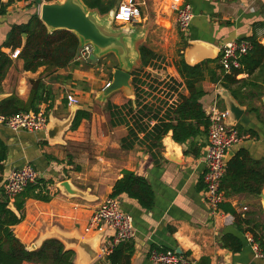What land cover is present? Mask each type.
<instances>
[{"label":"crops","instance_id":"0c3cea01","mask_svg":"<svg viewBox=\"0 0 264 264\" xmlns=\"http://www.w3.org/2000/svg\"><path fill=\"white\" fill-rule=\"evenodd\" d=\"M183 1L191 4L194 12V19L185 37L184 50L192 42L201 41L214 45L220 51L228 42L249 41L251 38L264 46V0ZM169 3V0H161L158 7L165 20H171L177 30L175 13L170 9ZM34 11V5L28 2H13L7 8V14L0 15V47L7 40L13 26L25 24ZM146 18L147 16L143 17L144 22ZM2 51L10 54L11 49L2 48ZM183 57L185 59L184 54ZM102 58L103 61L106 60ZM101 59L98 61H102ZM23 67L24 62L21 59L13 60L3 82L0 96L4 99L16 95L22 102L27 103L32 90L31 82L42 79L50 88L53 97L52 105L49 103L40 106L46 108L49 116L60 121L69 118L73 106L68 105L67 93H74L79 98V110L92 114L91 120L83 121L77 130L72 131L71 127L66 129L61 141L57 143L50 141L48 129L40 132H13L0 125V138L9 148V157L5 163L7 173L27 163L31 164L46 182L52 196L50 202L27 200L24 220L14 227L16 237L28 250L33 246L40 247L54 232L76 234L85 240L99 236L98 232L85 231L91 217L102 201L110 197L115 183L123 177V171H132L148 180L155 194V204L151 210H146L137 200L126 194L118 197L123 211L133 217L136 229V239L130 242L134 247L130 264H153L150 253L154 249L176 252L180 250V254L191 264H198L203 258L210 259V264H225L219 254L223 250L219 237L226 233H238L234 225L235 218L223 210L221 218L225 224L223 229L217 230L216 221L206 204L204 156L208 146V134L198 139L197 147L201 148L199 157L186 156L185 146L176 144L171 135L164 139L160 153L154 151L155 156L149 152L147 144H136L133 149L124 150L121 141L129 133L128 126H113L108 109L109 113L96 111L101 104L98 98L106 84L103 81L106 77L103 65L101 68L98 65L73 62L67 68L54 73L46 72L45 67L37 72H27ZM215 67L216 64L210 65L213 70ZM216 74L215 77L220 78L222 71L217 70ZM238 80L239 84L226 89L221 83H214L206 73L205 80L201 83L206 95L201 103L207 115L214 107L225 111L228 108L225 100L221 98V90L235 93L245 113L236 126L243 139L232 149L234 156L231 160L240 151L246 152L250 167L255 166L259 170L264 168V65L253 75L241 74ZM144 89L148 94L144 97L145 103L154 104L163 100V97L148 87ZM182 93L189 96L185 88ZM176 99L177 96L173 100ZM152 100L156 101L153 103ZM128 101L123 93H118L107 100L106 104L122 107ZM50 105L51 109L48 108ZM154 124L152 121L151 125ZM201 130L204 131L205 128L202 127ZM140 138H143L142 134ZM167 145H173L179 150L182 163L167 157ZM66 180L89 192L96 200L87 201L64 195L57 189V185ZM262 195L264 196V185L259 197L246 192L230 196L225 194L224 203L231 205L237 214L247 217L250 225L246 228L256 230L260 236L263 235L261 229L264 228ZM257 226L260 228L256 229ZM108 234L106 230L103 237L99 238L100 249ZM249 236L253 237L250 232L243 236L246 247L241 253L232 252L233 264H264L253 261ZM73 250L76 252L75 264H83L81 254L76 249ZM90 264L110 262L102 254Z\"/></svg>","mask_w":264,"mask_h":264},{"label":"trees","instance_id":"16d2710c","mask_svg":"<svg viewBox=\"0 0 264 264\" xmlns=\"http://www.w3.org/2000/svg\"><path fill=\"white\" fill-rule=\"evenodd\" d=\"M29 1V0H26ZM32 5L36 11L30 16L25 24L13 26L7 40L0 47V95L3 92V82L13 64L10 55L2 51V48H9L11 51L21 49L19 59L24 62V70L27 72H37L45 67L46 72L54 73L59 69L67 68L75 61L80 50V40L77 35L67 30L49 31L47 26L40 19L38 12L39 5L44 2L50 3L55 0H32ZM90 10H97L100 15H107L117 8L122 0H81ZM13 3L10 0L7 4L0 3V15L7 14V8ZM23 35H26L24 42ZM252 43V50L241 60L242 67L225 74L216 60H207L196 66H189L181 54V59L177 62V72L181 78L179 82L176 78H161L159 72H154L153 63L157 60V54L148 46L141 45L140 67L132 72L133 86L136 93L135 101L129 100L122 107L107 104V109L111 113L112 125L126 124L129 133L121 141L124 150H131L136 144H147L149 152L163 149V141L171 135L172 140L180 146H185L186 156L199 157L201 148L197 147L198 139L208 134L210 120L207 116L201 100L206 92L201 86L207 73L214 83H221L222 87L230 88L240 83L238 77L241 74L253 75L264 65V46L256 39H249ZM216 64L215 69L210 65ZM221 70L222 75L216 78V71ZM152 80L156 86L150 85ZM32 90L27 103L22 102L16 95H12L0 102V113L4 115H15L20 113H37L40 106L53 101L50 88L42 79L32 81ZM148 87L153 91L162 92L163 100L159 104L145 103L143 95ZM184 87L189 96L180 92L179 88ZM166 89L165 91L159 90ZM177 96L176 100H173ZM232 96L238 101L235 93ZM51 105L48 107L51 109ZM92 114L86 110H79L71 125V130H77L83 121L91 120ZM114 121V122H113ZM154 121L155 124L151 125ZM205 130L202 131L201 128ZM143 138H140V135ZM9 157V148L0 138V264H75L76 252L66 250L64 244L56 239L47 240L43 245L34 251H29L15 235L14 227L24 220V209L26 201L35 199L42 202H50L51 193L46 182L39 181L35 186H28L13 202L15 212L9 209L11 201L6 197L3 185L8 175L6 161ZM256 164V163H255ZM123 177L119 179L110 197L117 198L126 194L129 198L139 202L141 207L151 210L155 204L154 191L145 177L138 176L132 171H123ZM245 180V183L242 181ZM247 185V186H245ZM264 185V168L257 169L250 167L247 153L240 151L228 163L227 171L222 182V190L226 196L240 193H249L256 197L261 196ZM238 186V188H237ZM221 209L230 213L235 218V228L237 235L226 233L219 237V244L223 249H228L234 254L241 253L246 247L243 236L251 233L262 249L264 250V228L261 229L263 235H259L256 230L246 228L250 225L247 217L237 214L229 204H223ZM260 228L259 226L256 229ZM134 247L130 242L119 244L113 252L107 256L110 264H130ZM198 264H210V259L203 258Z\"/></svg>","mask_w":264,"mask_h":264},{"label":"built area","instance_id":"2783aa9c","mask_svg":"<svg viewBox=\"0 0 264 264\" xmlns=\"http://www.w3.org/2000/svg\"><path fill=\"white\" fill-rule=\"evenodd\" d=\"M10 0H0V3H8ZM15 3L32 0H13ZM170 9L175 13V24L179 33L185 37L188 35L194 12L192 5L183 0H169ZM146 0H122L114 10V25L123 27L126 25H142L143 9L146 8ZM40 7V5H39ZM253 46L250 41L228 42L220 49L219 64L225 74L242 67L241 60L247 56ZM21 49L10 52L12 60H17ZM93 47L87 45L80 48L75 61L83 63L90 59ZM111 82L105 84L108 88ZM66 100L69 106H79V98L74 93H67ZM210 126L208 129V146L204 161L206 172L204 175L205 199L211 216L216 219L222 216L221 206L225 203L226 196L222 190V182L227 171L226 159L229 152L238 145L243 137L236 127L229 126L227 120L229 112L214 107L208 112ZM49 115L46 108H40L37 113H20L4 115L0 113V125L13 132H40L47 130ZM42 180L40 173L29 163L20 168L12 169L7 175L3 185L4 194L13 203L28 186H35ZM247 208L244 209L246 211ZM222 219V218H221ZM109 232L107 239L102 244V254L110 255L121 243L131 242L136 239V229L133 217L124 212L119 198L107 197L102 201L98 210L90 219L86 233ZM248 243L253 250V261L264 262V250L252 236L248 237ZM153 264H191L183 254L176 251H164L154 249L150 253Z\"/></svg>","mask_w":264,"mask_h":264},{"label":"water","instance_id":"95a60500","mask_svg":"<svg viewBox=\"0 0 264 264\" xmlns=\"http://www.w3.org/2000/svg\"><path fill=\"white\" fill-rule=\"evenodd\" d=\"M114 10L102 16L97 10L88 9L81 0H55L54 2L42 4L39 13L40 19L49 31L67 30L78 36L81 48L91 45L93 53L90 60H100L109 53L116 54L120 61V67L113 70L111 85L102 90L98 98V102L101 104L118 92H122L127 99L135 101L136 93L132 83V71L138 69L141 65L139 41L145 36V28H140L139 25H126L120 29H115L113 27ZM23 38L25 42L26 35H23ZM182 54L185 55V62L189 66H196L207 60H216L220 55V51L212 44L196 41L192 42ZM220 95L225 100L229 112L227 124L236 127L243 117L245 109L240 106L228 90L222 89ZM2 100H4V97L0 96V102ZM77 111H79V107L73 106L71 115L64 121L49 116L47 129L52 143L61 141L63 132L71 127ZM166 147L168 150L167 157L170 160L182 163L183 158L180 157L179 150L173 145H167ZM233 156L234 153L231 150L226 159L227 164ZM57 189L68 197H78L87 201L96 200L89 192L73 185L70 180L58 184ZM262 199L264 204L263 195ZM8 208L15 212L17 216H20L14 207V203H10ZM215 221L217 230L223 229L224 221L220 217H217ZM103 235L104 233H99L96 238L85 240L76 234L67 235L54 232L43 243L51 239L59 240L64 244L66 250L76 249L82 256L83 264H90L102 255L99 238ZM40 247L33 246L29 251L37 250ZM177 252L182 253L180 250ZM219 254L223 257L225 264H233V254L230 250L223 249Z\"/></svg>","mask_w":264,"mask_h":264},{"label":"rangeland","instance_id":"374dc122","mask_svg":"<svg viewBox=\"0 0 264 264\" xmlns=\"http://www.w3.org/2000/svg\"><path fill=\"white\" fill-rule=\"evenodd\" d=\"M160 1L161 0H146L147 8H145L143 11H144V16H147L146 18L147 20L145 22L143 20V24L139 25L140 28L141 27L145 28L144 30L145 36L143 37L142 40L139 41V47L141 45H146L157 54L158 58L153 63L152 68H156L154 72H159V74H161L160 77L162 79L163 78L165 79L166 77L169 78L171 77V78H177V80L180 82L181 81L180 77L176 72L177 62H179L181 59V53L185 48L186 40H185V36H183L174 28L173 22L171 20L169 19L165 20V16L162 15V13L160 12V8L158 7ZM41 6L42 4L40 5V7H38L39 12ZM113 27L115 29L121 28L116 25H113ZM104 58L106 59L105 61H103V58L101 59L102 61L100 62L98 60L89 59L88 61H85L83 63H88L93 66L98 65L101 68L103 65L104 73L106 75L103 81H105V83H108L112 79L113 70L120 67V61L115 53H109L106 56H104ZM135 70L137 69H134L132 72H134ZM149 84L153 85L154 87L156 86V84H154L152 80H150ZM183 88L184 87L179 88L180 92L183 91ZM159 90L165 91L166 89L159 88ZM153 92H156L160 97H164L162 95V92H158V91H153ZM118 93H122V92H118ZM115 94H113L112 96H114ZM145 96H148V94L146 93L145 95H143V98ZM152 101L154 103L156 100H152ZM154 104H159V102ZM96 111L97 112L104 111L109 113V111L107 110L106 102L98 105Z\"/></svg>","mask_w":264,"mask_h":264}]
</instances>
